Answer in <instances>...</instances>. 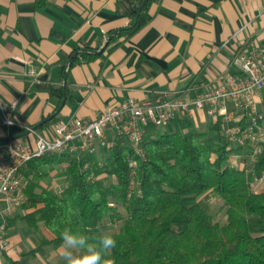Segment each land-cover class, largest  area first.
<instances>
[{
    "label": "crops",
    "instance_id": "1",
    "mask_svg": "<svg viewBox=\"0 0 264 264\" xmlns=\"http://www.w3.org/2000/svg\"><path fill=\"white\" fill-rule=\"evenodd\" d=\"M139 9L133 0H0V93L16 102L18 121L6 126L0 112V142L46 119L37 131L95 118L130 97L195 96L235 72V53L264 57V0H150ZM258 102L264 114V90ZM191 117L199 130L216 122L207 110ZM44 177L42 186L64 189V176ZM23 214L10 218L0 264H66L53 233Z\"/></svg>",
    "mask_w": 264,
    "mask_h": 264
},
{
    "label": "trees",
    "instance_id": "2",
    "mask_svg": "<svg viewBox=\"0 0 264 264\" xmlns=\"http://www.w3.org/2000/svg\"><path fill=\"white\" fill-rule=\"evenodd\" d=\"M133 2L136 14L150 0ZM116 140L102 166V155L35 157L26 172L33 177L30 200L22 206L28 224L42 221L57 246L65 227L110 234L117 241L114 264H264V190L253 188L264 174V149L251 168L234 166L230 157L243 147L225 137L220 122L199 130L188 115L176 117L173 128L150 126L143 157ZM52 166H61L69 179L60 192L39 183ZM213 195L226 209L223 223L213 214ZM109 224L117 230L106 231Z\"/></svg>",
    "mask_w": 264,
    "mask_h": 264
},
{
    "label": "built area",
    "instance_id": "3",
    "mask_svg": "<svg viewBox=\"0 0 264 264\" xmlns=\"http://www.w3.org/2000/svg\"><path fill=\"white\" fill-rule=\"evenodd\" d=\"M231 62L235 72L221 76L207 91L195 96L178 91L173 96L155 99L130 97L106 106L95 118L60 121L44 132L31 130L26 137L0 142V255L8 248L11 216L30 200L27 188L33 177L26 172L35 157L64 153L77 158L99 155L100 146L106 151L113 149L116 139H123L135 156L143 157L144 139L150 126L169 128L178 116L191 117L195 110H207L220 122L225 137L243 147L233 152L231 164L254 166L264 149V114L258 102L264 90V57L255 48L250 53H235ZM35 73L31 70V74ZM15 108L16 102L7 101L0 93L4 125L18 124ZM91 164L88 162L86 167ZM98 164L104 165L101 161ZM129 166L134 176L137 166L134 156L129 159ZM263 186L264 174L256 176L253 188L260 191Z\"/></svg>",
    "mask_w": 264,
    "mask_h": 264
},
{
    "label": "clouds",
    "instance_id": "4",
    "mask_svg": "<svg viewBox=\"0 0 264 264\" xmlns=\"http://www.w3.org/2000/svg\"><path fill=\"white\" fill-rule=\"evenodd\" d=\"M62 259L66 264H114L111 250L117 245L115 238L103 232L91 233L87 228L60 231Z\"/></svg>",
    "mask_w": 264,
    "mask_h": 264
},
{
    "label": "rangeland",
    "instance_id": "5",
    "mask_svg": "<svg viewBox=\"0 0 264 264\" xmlns=\"http://www.w3.org/2000/svg\"><path fill=\"white\" fill-rule=\"evenodd\" d=\"M99 156L100 158L98 159L99 161L103 162L104 164H106L108 161H109V156L107 154V151L106 149H103L102 146L99 147ZM232 156V155H231ZM231 158V157H230ZM63 169L61 166H52V167H49V168H46L45 169V172L47 173V176L46 178L44 177V180L45 181H49V177L51 174H55L56 176L60 175L61 176V173H62ZM68 177L64 176L60 179H58V184H59V189L58 190H61L62 188H64L67 184H68ZM117 179H116V176L115 175H111L110 176V182H116ZM261 191L264 190V186L260 188ZM192 197H187L185 198L184 200H188ZM195 199H191L188 201V203H192L194 202ZM210 201L212 203V206H213V214L215 216V219L216 220H219L221 223H223L225 220H226V209L223 205V201L220 197H218L217 195H213L211 196L210 198ZM106 231H115L117 230V224L113 225V224H109L108 227L105 229Z\"/></svg>",
    "mask_w": 264,
    "mask_h": 264
},
{
    "label": "water",
    "instance_id": "6",
    "mask_svg": "<svg viewBox=\"0 0 264 264\" xmlns=\"http://www.w3.org/2000/svg\"><path fill=\"white\" fill-rule=\"evenodd\" d=\"M140 12H141V9H139V11H138V13H137V17L139 16ZM65 77L67 78V73H66ZM48 120H49V119H46L45 121H42V122L38 123L37 125L31 127L30 129H27L25 132L20 133L19 135H16V136L13 137V138H20V137H22V136L28 134L31 130H36L39 126L43 125V124H44L45 122H47Z\"/></svg>",
    "mask_w": 264,
    "mask_h": 264
}]
</instances>
